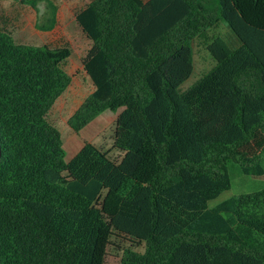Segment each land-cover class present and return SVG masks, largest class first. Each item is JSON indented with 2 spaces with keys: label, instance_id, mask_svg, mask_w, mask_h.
<instances>
[{
  "label": "trees",
  "instance_id": "obj_1",
  "mask_svg": "<svg viewBox=\"0 0 264 264\" xmlns=\"http://www.w3.org/2000/svg\"><path fill=\"white\" fill-rule=\"evenodd\" d=\"M22 3L37 30L56 28L53 0ZM75 21L94 90L68 125L118 113L120 154L87 142L65 162L50 113L72 50L0 30V264H264V189L210 207L229 162L264 177V0H86ZM221 22L240 45L207 42L224 95L195 117L180 88ZM219 83L196 88L195 112Z\"/></svg>",
  "mask_w": 264,
  "mask_h": 264
},
{
  "label": "rangeland",
  "instance_id": "obj_2",
  "mask_svg": "<svg viewBox=\"0 0 264 264\" xmlns=\"http://www.w3.org/2000/svg\"><path fill=\"white\" fill-rule=\"evenodd\" d=\"M12 7L22 8V0H10ZM59 6L58 23L51 32H40L36 30L34 23L32 29L27 33L18 30L14 19L5 27L7 31L15 36V41L19 44L41 46L48 45L51 48L68 47L72 50V56L65 64L66 71L73 76V81L68 90L56 102L50 113L51 122L60 130L63 137V148L65 150V162H69L82 148L90 142L105 150L114 151L118 155L120 152L114 149L115 120L118 113L105 111L98 116L88 126L76 133L69 125V118L80 107L86 97L93 92L94 86L83 70L82 59L91 47V42L86 39L75 21V12L85 5L82 0H53ZM43 8V3L40 2ZM23 9V8H22ZM24 12V11H23ZM34 20H32L33 22ZM208 40L197 39L194 42V70L191 77L181 86L180 91L184 94L186 103L193 116L199 113L209 104L217 101L224 95V90L219 83L214 68L216 61L207 50V42L215 37L222 38L226 43L235 48L237 40L225 22L219 23L217 27L207 32ZM215 80L219 83V93L211 100L200 106L195 112L193 101L196 88L200 84H211ZM264 157V154H263ZM229 175L231 178V189L221 194L217 199L211 201L210 207H214L221 202L239 195L250 194L264 189V177L253 178L242 173L237 164L228 163ZM106 264H118V252L110 253Z\"/></svg>",
  "mask_w": 264,
  "mask_h": 264
},
{
  "label": "crops",
  "instance_id": "obj_3",
  "mask_svg": "<svg viewBox=\"0 0 264 264\" xmlns=\"http://www.w3.org/2000/svg\"><path fill=\"white\" fill-rule=\"evenodd\" d=\"M64 1H70V0H64ZM83 1L86 4V0ZM12 6L13 5L10 0H0V30L10 33L9 31H7L5 27L7 26V24L11 23V21L14 19L15 26L18 30L25 33H27L29 30L31 31L32 23H34V26L36 25L37 11L27 4H23L22 6L23 9L20 8V6L13 9ZM32 20L34 21L32 22ZM11 35L13 36V38H15L13 34ZM239 45L240 43L237 41L235 48H237Z\"/></svg>",
  "mask_w": 264,
  "mask_h": 264
},
{
  "label": "water",
  "instance_id": "obj_4",
  "mask_svg": "<svg viewBox=\"0 0 264 264\" xmlns=\"http://www.w3.org/2000/svg\"><path fill=\"white\" fill-rule=\"evenodd\" d=\"M0 156H1V147H0Z\"/></svg>",
  "mask_w": 264,
  "mask_h": 264
}]
</instances>
